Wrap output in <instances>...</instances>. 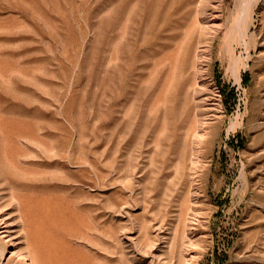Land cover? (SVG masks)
Returning a JSON list of instances; mask_svg holds the SVG:
<instances>
[{
    "label": "rangeland",
    "instance_id": "374dc122",
    "mask_svg": "<svg viewBox=\"0 0 264 264\" xmlns=\"http://www.w3.org/2000/svg\"><path fill=\"white\" fill-rule=\"evenodd\" d=\"M0 264H264V0H0Z\"/></svg>",
    "mask_w": 264,
    "mask_h": 264
}]
</instances>
